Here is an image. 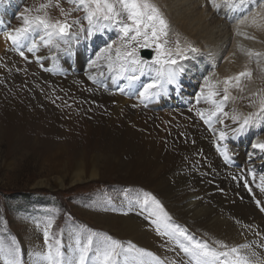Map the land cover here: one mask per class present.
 Returning <instances> with one entry per match:
<instances>
[{"label": "bare ground", "instance_id": "6f19581e", "mask_svg": "<svg viewBox=\"0 0 264 264\" xmlns=\"http://www.w3.org/2000/svg\"><path fill=\"white\" fill-rule=\"evenodd\" d=\"M155 1L166 9L171 37L181 39V48L191 45L206 53L209 61L190 54L179 63L184 70L177 83L142 103L139 92L154 72L130 83L109 72L104 61L99 68H89V60L101 48L118 40L116 29L90 39L70 40L69 51L62 42L59 49L41 43L34 52L25 46L19 49L24 52L22 57L4 33L23 25L19 14L26 7H38L46 0H4L0 5V51L8 66L0 73L4 75L0 82V140H8L15 152L28 147L46 160L57 158L56 184L61 187L67 182L126 173L128 180L157 193L166 206L163 213L170 218L167 228L161 225L160 233L153 221L162 213L142 201L127 203L117 215L90 214L95 215L91 217L97 225L133 239L154 254L139 258L130 254L127 261L121 258V264H141V260L143 264H196L181 245L207 242L219 247L217 240L229 246L248 244L264 258V211L260 210L264 207V160L262 151L253 148L255 143H264V114L255 117L243 134L233 136L231 132L249 113L260 111L254 102L264 94V58L253 54L264 51V20L259 21L261 27L251 23L255 13L264 15L262 0H247L238 10L223 0H217L219 7H213L211 0ZM60 4L66 10L73 8L67 0ZM47 11L53 20L67 18L71 23L80 18L87 25L83 11H73L68 17L55 7ZM76 29L74 25L72 30ZM244 71L251 76L242 77L239 87L229 88L230 101L224 107L228 115L218 114L223 123L213 118V131L196 115V109L211 108L203 100L196 102L202 88L197 84L204 85L207 77L222 90L223 83L218 82ZM234 115L239 119L234 121ZM221 130L228 133L224 140L218 138ZM225 148L227 160L221 154ZM37 185L48 183L41 180ZM180 229L192 239L179 235ZM32 239L34 243L36 238ZM161 242L166 245L160 246ZM71 247L66 255L75 248Z\"/></svg>", "mask_w": 264, "mask_h": 264}, {"label": "snow or ice", "instance_id": "6c2138e0", "mask_svg": "<svg viewBox=\"0 0 264 264\" xmlns=\"http://www.w3.org/2000/svg\"><path fill=\"white\" fill-rule=\"evenodd\" d=\"M67 2L75 7L66 10L61 6L60 0H46L38 7H26L24 12L19 14L23 25L5 32L6 39L11 41L17 50L26 46L28 52H34L38 50L41 43L45 47L51 46L59 49L62 42L68 45V48L64 50L69 51L70 40L90 39L97 33L114 28L118 32V40L107 43L105 47L101 48L95 54V58L89 60V68H99L101 67L99 62L104 61L109 72H115L117 76L125 77L130 83L138 81L140 75H144L146 72H154L155 76L151 77L148 83L143 84L142 90L139 92L142 103L149 98L158 96L161 92H166L168 85L177 83L178 77L184 69L175 57L185 60L188 59L185 52L198 51L191 45L181 48L179 38L174 42L169 39V24L152 0H67ZM211 2L213 7H219L217 0H211ZM3 3L4 0H0V5ZM223 3L233 10H238L246 5L247 0H223ZM260 6L264 8V0ZM51 7L58 8L64 17L70 16L73 11H83V19L87 21V25L82 24L80 18L74 19L71 23L67 19L53 20L47 11ZM33 11L36 12L35 15H32ZM247 19L248 17L245 16V20ZM260 20H264V15L257 12L252 16L251 23L261 27ZM74 25L77 26L76 31L72 30ZM37 36L38 40L35 38ZM173 43L174 47H172ZM141 49H154L155 54L151 60L143 59L140 56ZM20 55L23 57L24 52L20 51ZM249 55H252L251 51H249ZM255 55L261 54L255 53ZM41 59L43 58L37 57L38 61ZM250 76L251 72L244 71L236 76L226 77L222 82H218L223 83L222 90L211 85L208 78L205 77V84L197 93L196 102L200 103L203 100L210 104L211 108L196 109V115L210 129L216 131L213 128V118H217L216 122L223 123L218 114L228 115L224 111V107L230 99L229 88L239 87L241 78ZM89 79H94V77L89 75ZM205 88L208 89L207 92H205ZM217 97L220 98L217 99ZM262 114H264V99L261 100L260 111L249 113L244 117L238 127L231 129L232 135L243 134L252 125L254 118L260 117ZM232 119L235 121L239 118L234 115ZM227 135L228 133L221 130L218 138L224 140ZM253 148L264 151V143H255ZM221 154L226 160L228 159L226 148ZM261 180L264 181V177H261ZM261 191H264V187L261 188ZM151 199L162 213V215L156 214L157 220L153 221V223H157V231L160 233L161 225L167 228L166 221L170 218L167 213H163L159 201H156L154 197ZM259 203L257 201L258 205ZM260 210L264 211V207H261ZM48 227L50 228L51 224ZM179 235L185 236L189 240L192 239L186 236L183 229L179 230ZM44 238L47 251L35 255L39 260L47 261V264H121V258L127 261L129 255L133 253L138 258L153 257L154 255L146 249L137 247L131 241L127 242V246H125L121 241L106 233L90 231L86 242L81 245V242L77 240L76 247L68 255L61 250L60 240H56L54 244L48 243L47 228L44 231ZM215 244L219 247H211L207 242H194L189 246L181 245V247L185 253L195 259L196 264H264V258L257 251L252 250L248 244L229 246L219 240L215 241ZM0 257L4 259V264H21L19 247L8 249L0 247ZM141 264H143L142 260Z\"/></svg>", "mask_w": 264, "mask_h": 264}, {"label": "rangeland", "instance_id": "374dc122", "mask_svg": "<svg viewBox=\"0 0 264 264\" xmlns=\"http://www.w3.org/2000/svg\"><path fill=\"white\" fill-rule=\"evenodd\" d=\"M156 2L152 0L169 24V39L172 41L175 37H171L172 28L169 16L167 17L164 5ZM168 3L170 4L171 0ZM70 5L75 7L73 4ZM174 46L172 44V47ZM5 50L11 49L6 47ZM14 51L19 52L20 50ZM3 52L0 51V73L8 66L7 58H1ZM255 53L261 54L257 56L258 58H264V51L255 50L253 54ZM184 54L187 57L193 54L209 61V56L199 50L187 51ZM175 58L180 63L181 60L178 57ZM3 76L0 74L2 80L0 82H4ZM197 85L201 88L203 83L199 82ZM262 99H264V94L255 100L254 105H260ZM21 151H13L8 140H0V247L5 249L19 247L21 264H47V261L39 260L38 257L33 258L36 251L41 254L47 251L44 238L46 228L49 232L48 243L54 244L56 240H60L61 250L64 253L72 248L71 246L76 247L77 240L81 242V245L86 242L90 231L106 233L121 241L125 246L131 241L137 247L148 251L147 248L140 247L133 239L124 238L110 229L97 225L91 217L95 215L90 216V214L117 215L123 212L127 203H134L137 200L142 201V204L150 205L153 201L151 197L155 198L151 188L128 180L126 173L103 175L101 178L76 184L67 182L64 187H61L56 184L57 158L46 160L28 147H23ZM261 159L264 160V151L261 153ZM102 162L104 163L105 160ZM103 169V171L106 170L105 166ZM41 180L46 181L48 185L38 186L37 183ZM155 200L159 201L158 198ZM159 203L162 206L160 201ZM153 210L161 212L155 203ZM49 224H51L50 228ZM175 225L173 222L174 227ZM31 237L36 238L34 243ZM163 243L161 242L160 246L166 245ZM132 255L135 256L134 253ZM0 263L4 264L2 257H0Z\"/></svg>", "mask_w": 264, "mask_h": 264}, {"label": "water", "instance_id": "95a60500", "mask_svg": "<svg viewBox=\"0 0 264 264\" xmlns=\"http://www.w3.org/2000/svg\"><path fill=\"white\" fill-rule=\"evenodd\" d=\"M149 55H150V53H149Z\"/></svg>", "mask_w": 264, "mask_h": 264}]
</instances>
